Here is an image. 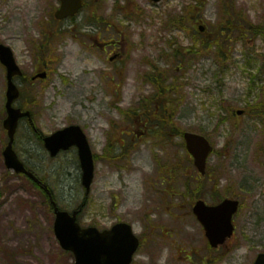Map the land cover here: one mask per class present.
<instances>
[{"label": "rangeland", "instance_id": "1", "mask_svg": "<svg viewBox=\"0 0 264 264\" xmlns=\"http://www.w3.org/2000/svg\"><path fill=\"white\" fill-rule=\"evenodd\" d=\"M196 1L88 0L74 19L56 23L58 0H0V43L13 49L26 75L51 65L48 79L25 87L16 104L31 101L34 116V129L20 122L18 155L59 207L73 212L85 201L77 149L51 158L39 135L80 126L98 159L79 223L100 230L131 224L145 241L133 264H254L264 253V37L249 24L264 27V0H199L205 38L225 44L222 52L191 49L194 38H203L189 20ZM169 18H184L186 32L164 30ZM113 52L119 57L111 62ZM154 76L175 85L171 99L182 101L173 117L178 134L205 135L216 149L201 190L181 136L166 130L158 146L147 130L137 137L133 129L143 117L129 112L152 103L146 80ZM5 91L0 64V264H72L43 192L6 168ZM110 143L113 157L106 154ZM218 197L238 200L240 210L234 237L211 250L192 206Z\"/></svg>", "mask_w": 264, "mask_h": 264}, {"label": "water", "instance_id": "2", "mask_svg": "<svg viewBox=\"0 0 264 264\" xmlns=\"http://www.w3.org/2000/svg\"><path fill=\"white\" fill-rule=\"evenodd\" d=\"M159 2L161 0H154ZM82 7V0H61V7L55 16L58 20L74 16ZM0 61L7 70V119L4 127L8 131L9 142L4 151L5 162L10 170L18 174H25L31 179L39 182L36 177L28 172L18 159L14 151L15 134L19 120L29 117V112L15 109L13 104L19 98L20 92L13 82V78L21 76L22 71L18 67L12 50L0 45ZM45 79V73L37 76ZM242 114V112H239ZM186 147L194 157L195 165L199 171L206 174L207 158L213 151L209 141L191 133L185 134ZM45 147L52 157L61 151H67L76 146L79 150L81 162L82 185L86 189V195L91 192V186L95 177V162L89 143L82 129L77 126L58 131L44 139ZM56 222L54 231L62 248L72 251L75 255V264H131L134 254L139 248V239L132 232V227L127 224H118L111 230L100 232L96 228L82 229L77 223V215L81 211L70 215L68 212L60 211L56 204ZM239 202L225 200L217 206H207L199 201L194 207V213L202 223L206 236L213 248L223 245L234 233L233 216L238 211ZM255 264H264V254L260 255Z\"/></svg>", "mask_w": 264, "mask_h": 264}, {"label": "trees", "instance_id": "3", "mask_svg": "<svg viewBox=\"0 0 264 264\" xmlns=\"http://www.w3.org/2000/svg\"><path fill=\"white\" fill-rule=\"evenodd\" d=\"M203 6H200L199 10L202 9ZM205 36H203L201 40V44H200V47L198 50H206V51H211L213 48H212V44L209 43L206 39H204ZM46 45H48V42H46ZM221 47V46H220ZM212 48V49H211ZM41 50L44 49V46H41L40 47ZM211 49V50H210ZM219 51V50H218ZM153 84H155V87L157 88V91L159 93V96L163 97L164 99V105H163V108L165 109H169V110H175L177 109V107H174V105L172 104V99H171V93H172V89L175 85L173 84H168L167 83V80L163 77H157L154 76L153 79ZM170 103L169 107H165V106H168L167 103ZM163 115V114H162ZM168 132L170 133H174L175 135L178 134V131L173 128V123L172 122H169L168 124Z\"/></svg>", "mask_w": 264, "mask_h": 264}]
</instances>
